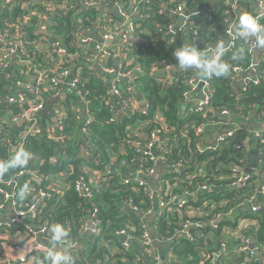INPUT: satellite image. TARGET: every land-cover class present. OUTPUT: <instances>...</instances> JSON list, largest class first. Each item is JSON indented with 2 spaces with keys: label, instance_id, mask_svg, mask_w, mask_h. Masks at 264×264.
I'll return each instance as SVG.
<instances>
[{
  "label": "trees",
  "instance_id": "1",
  "mask_svg": "<svg viewBox=\"0 0 264 264\" xmlns=\"http://www.w3.org/2000/svg\"><path fill=\"white\" fill-rule=\"evenodd\" d=\"M101 1L106 8L115 10L118 3L119 8L127 14L131 15L138 11L142 16V20L135 25V31L140 38L144 39L145 44L138 46L128 54L127 57L131 55L133 64L124 63L123 70H131L134 74V88L148 104L146 113L136 110L131 116L117 117L116 111L110 104L112 101L110 83L90 66L81 64L78 66V73L82 79L79 86L90 99L89 110L93 113L92 122L86 124L83 121L82 129H79L80 120L77 119V114H79L83 103L79 95L70 94L68 98L73 102L64 103L66 116L62 133L66 140L64 143H60L48 138L47 126L52 123V117L50 113H42V122L46 128L43 133L28 136L26 139L23 149L31 154V159L25 168L39 170L44 176L57 173L59 168L65 170L66 176L60 178L54 176L47 182L34 181L33 183L37 187H46L48 183L55 184L56 189L62 187V193L52 189L53 196L46 207L42 208L37 221L40 223L50 222L52 225L63 224L68 230L69 240L84 246L83 253L74 257V264H135V258L141 257V254L136 247L135 253L115 252L119 246L113 232L117 228H132L134 238L138 241L142 231V214L155 207V201L148 196L147 186L120 189L117 181L121 179V174L116 169L113 170L112 167L122 161H127L126 165L156 167V161L151 156L141 157L135 147H121V142L126 137L136 135L139 138L136 139L146 143L152 139L153 134L159 133L163 143L166 144V152L161 153L166 157L165 167L167 168L169 165L172 169L178 164L186 166L185 171L176 172L173 170V175L167 174L165 177L164 187L160 190V195L165 201L174 195L181 196L186 192L194 191L202 184H210L221 187V191L211 192L217 200L221 198L220 194H224L229 202L227 205L216 207L215 211L211 213L207 206L188 200L187 206H196L207 213L202 218L190 216L188 211L184 213L185 215L174 210H169L166 213L165 208L162 216H155L151 221L152 228L158 238L172 237L176 228H179L186 220L185 217H191L193 221L204 220L207 222L209 218L225 209L236 208L238 202L257 193L259 179L255 172L264 170V144L256 141L254 132L242 124L235 128L234 135L220 149L216 151L206 149L199 153L196 149L200 137L196 132L200 127H204L205 131L210 133L225 123L230 124V121L218 118L220 123L215 125L214 117L224 110L229 113L235 124H239L242 118L246 117H248L246 122H249L251 117L264 121V60L259 61L261 78L259 84L250 82L244 89V84L232 81L231 77L236 74L233 69L236 65L245 68L252 60L256 59L255 53L249 52L251 43L233 38L234 45L226 44L230 27L226 19L235 18L236 14L239 17L242 12L253 14L252 0H230L237 1L242 8V11L236 12L230 9L226 0ZM68 2L70 3L69 7H56L58 4ZM47 3L54 7L53 11H45ZM22 4V0L8 4V7L0 15V32L8 28L13 34L27 36L34 31V28L36 30L38 27L39 17L46 15L48 19L46 28L52 33L49 40L61 42L72 52L79 50L76 42L79 40L81 30L77 25V18H82L81 27L83 28L96 27L98 21H101V26L110 25L113 27L114 24L122 20L118 12L105 14L96 9L79 11V0H42L32 7H22ZM180 7L187 12V21L184 28L167 39L166 35L171 31L170 26L177 21ZM33 11L37 13L36 17H33ZM27 16L30 17V22L27 21L25 24L23 18ZM101 17L105 20H100ZM262 21L264 22V17ZM40 38L41 34H38L30 40L38 42ZM218 41L225 43L226 51L221 59L230 65V73L227 77L213 76L211 78L212 103L206 112H198L191 106L184 105V92L188 89V81L195 75L196 70L178 71L176 79L172 82H165V77L159 76L160 73L157 71L162 72L166 65L176 63L173 53L176 48L182 45H193L202 54L210 55ZM85 47L90 51L93 50L90 46ZM42 50L43 48L31 47L30 54L34 58L35 64L45 66L46 63L42 62L43 57L39 55ZM136 66L140 69H136ZM19 80L29 81L36 85V73L27 74L26 67L20 62L0 67V122L21 113L22 109L28 106L27 103L20 106L17 102L9 103L7 100L19 93L17 86ZM118 85L123 95L138 102L136 94L129 89L125 81L119 80ZM41 89L43 87H40ZM54 90V87H50L43 93V96L53 95L52 91ZM24 92L28 99H35L42 93L29 90ZM20 129L14 125L0 129V159L3 162L10 159L15 153L6 143L7 138L11 137V141H14ZM240 138H248L249 148L237 146V140ZM88 142L93 148L92 152L87 147ZM80 147L85 148L88 154L78 155ZM93 153L97 154L98 164L93 163ZM54 160L55 162H53ZM88 161L91 167L112 168L113 171L110 174L92 178L89 173L82 171L83 165ZM199 161L203 164L198 165ZM242 163L255 168V172L252 174L255 181L242 187H232L229 190L223 188L231 180L232 171L228 165ZM23 169L9 170L2 180L14 178ZM82 174L85 175L91 193L87 194L74 188L76 179ZM24 185H28L27 175L20 177V184L16 187L14 194L21 208L27 206L32 196L28 191L26 197L23 200L20 199L18 193ZM3 200V195L0 193V203ZM132 206H136L137 211L132 210ZM93 207L98 209L101 230L95 235H84L80 218L83 214H88ZM237 212H239V216L251 219L249 231L264 242V203L259 205V210L255 213H249L246 210ZM14 228L16 227H11L10 230ZM22 230L26 234V240H29L32 236L31 233L25 227H22ZM208 232H210V228L204 225L200 230L197 243L175 237L173 243L181 241L171 248L175 260L170 264H179L177 259L181 258L182 260L185 257L187 260L180 264H193L201 256L199 255L200 249L204 250L206 245L209 251L217 248L216 241L215 247L211 241H207L204 245V238ZM46 238L50 239V233ZM33 256L35 261L37 258L41 260L44 258V254L38 252L33 253ZM201 260L203 264H210L206 258L204 260L201 258ZM252 264H260V261H255Z\"/></svg>",
  "mask_w": 264,
  "mask_h": 264
},
{
  "label": "built area",
  "instance_id": "2",
  "mask_svg": "<svg viewBox=\"0 0 264 264\" xmlns=\"http://www.w3.org/2000/svg\"><path fill=\"white\" fill-rule=\"evenodd\" d=\"M14 1L17 0H0V15L8 7V4H12ZM80 1L85 6L84 9H96L103 12L102 8H106L101 0ZM226 1L228 2L232 11H242V8L240 7L237 1ZM40 2H42V0H22V3L24 5L30 7L35 6ZM48 4L49 3L46 4L45 11H53L54 7ZM117 5L118 6L115 11L118 12L123 19H128V17L131 18L134 14L139 13L138 11H136L133 14L129 15L119 8L120 5L118 3ZM69 6V2L66 4L56 5V7L61 8H66ZM259 10L260 12L258 13L257 17L260 20V23L264 24V22L262 21V18L264 17V0H259ZM177 15H186L187 21L188 14L183 10L182 7L179 8ZM237 19V14L235 15V18L226 19L230 25L228 29L229 41L227 39L226 44H229L230 46L234 45L233 38H237L234 36V32L232 30V25L237 21ZM47 20L48 19L46 15H42L39 17L38 26L41 31L49 32L46 28ZM100 20L103 21L105 19L101 17ZM82 22V18H77V25L82 32H80L78 38L79 40L78 42H76L79 50L74 52L69 51L59 41L49 40V38L52 37V33L50 36L41 34V38L38 40V42H33V40H30L28 43L20 44L18 38H21V36L13 34L10 29L6 28L4 31L0 32V67L13 65L15 63L20 62L21 64H23L24 67H26L27 74L36 73V85H33L29 81L26 82L19 80L17 82L19 93L15 97L12 96L7 99L9 103L17 102L20 106H23L27 103L28 105L26 108L22 109L21 113L14 115L8 120L0 122V129H4L6 128V126L11 127L13 125L17 126L18 124L23 125L22 132L19 133L18 137L14 141H11V137L7 138L6 140V143L9 145V148L11 147L12 151L16 152L17 149H23L28 136H36L40 133H43L46 127L44 128L41 114L44 113L43 110L47 106L48 97L58 99V97L63 93H76L77 95H79L83 106L86 107L87 111V117L85 119H82L80 114H77V119L81 118L82 122L85 121L86 124L92 122L93 113L89 110L90 99L87 98L86 92L79 86L82 79L78 73V66L84 64L83 66L88 65L91 68V65H93L94 62H96V60H98L100 57H112L114 53L112 44L125 45L128 41L129 34H131V30L136 34L135 25L138 22H134L132 24V28L129 29V27H125V25H123L121 21L114 24L113 27L110 25L101 26V21H98L96 27L93 28H97L99 30V32L102 34V38L104 39V41H106V43L108 42V44L96 42L86 36L83 37L82 33L84 34V32H87L86 30H92L93 28L81 27ZM25 24H27V21H25ZM173 25L170 26V29L174 32L175 23ZM184 25L182 26V28H184ZM170 37H172V32L170 34ZM85 46H90L93 50L90 51ZM31 47H35L36 49L43 48V50L39 52V55L43 57L42 62L46 63L45 66L43 64H35L34 58L30 54ZM249 52L255 53L256 60H252L245 68H241L240 66L236 65L233 68L236 71V74L231 77L234 83L244 84V89L247 88V84H249L250 82H253L255 84L260 83L261 78L259 75V61L264 60V50L255 49L253 45H251V47L249 48ZM168 67H170V65L165 66V68ZM136 69L139 70L140 67L136 66ZM111 74L115 77L113 80L112 78L110 80V90L113 94L112 96L121 98L125 106L128 108L127 111L129 112V115H133L136 111L138 103L133 101L130 97L123 95L119 88L118 81L122 80L121 78L123 77L132 76L134 74L131 72V70L124 71L123 69H121L120 72H117L113 66L107 65L103 67V71L99 75L104 78L110 76ZM212 77L201 78L194 75L188 81L189 87L184 92V100L186 98H189L195 91L200 88L202 94L201 99L199 100L198 104L192 107L198 112H206L212 103L213 89L211 88L210 84V80ZM40 87H43V89L40 90ZM50 87L55 88V90L52 91L53 95H49L46 97L43 96V93H45L47 89H50ZM25 90L34 91L35 93H40L41 91L42 93L35 99H28L24 92ZM59 101L60 100H56L55 102ZM50 114L52 117V123L48 124L49 126H47V136L48 138L54 139L57 142L64 143L66 138L63 135L62 131L64 129V118L66 116V108L64 107V105L56 103L54 104L53 112L51 110ZM226 116L228 117V119H230L229 113L226 110L216 115L214 117L215 125L220 123L218 121V118L224 120V117ZM228 119L227 121H229ZM227 125L229 124L225 123L221 126L222 128H224L223 133L217 135L214 139L213 144L207 147L203 145L204 137L207 132L205 131L204 127H200L196 132V134L200 137L197 143V152L202 153L206 149L216 151L220 149L225 143H227L228 139L234 135L235 128H237L235 127L234 129H227ZM158 137L160 138L159 140ZM254 137L256 141L264 144L263 130L255 131ZM136 138H138L136 135L126 137L121 142V147L130 146L135 147V149L137 148L136 151L141 154V157L151 156V158L156 161V167H140L138 165H135V175L133 173L124 178L118 179L117 185L120 189L136 188L137 186H147L148 196L154 199L155 207L142 214L144 219H141L142 231L139 235L138 241L134 238V234L131 231L132 228H117L113 232L114 238L117 240L119 246L115 250V252L123 254L126 252L135 253V247L138 244L140 245L141 249L144 251L146 257L149 260H152L155 264H167L166 261L161 262L160 256L154 251L153 240L155 238L152 235L154 230L149 221L150 218L154 215L162 216L165 208L166 213L169 210L177 211L180 214L187 213L188 211L191 216L193 214H191L190 211L198 210V208L192 205L187 206L188 200L196 201L198 204L207 206L208 209L209 207L216 208L218 206L227 205L229 202L224 196V194H220L221 198L217 200L211 192L215 191V188H219L221 191V187L213 186L210 184H202L198 186V188L194 191L186 192L181 196L174 195L170 197L169 200L165 201V199H163L160 195V190H162V188L164 187V180H161V185L159 187L154 185L155 190L151 187L149 183L150 179L156 174L158 164L164 165L166 161V157L162 155L164 154V152H166V144L163 143V139L159 133L153 134L152 139L146 143H142L138 140L139 138ZM237 146L247 147L248 138L238 139ZM154 149H157L156 152H154ZM87 154L88 151L85 148H79L78 155L85 156ZM156 155L158 157H156ZM0 162H3L2 159H0ZM53 162H55V160ZM126 162L127 161H122L121 163L114 165L112 167L114 168L113 170H118V168H120L121 166L123 168H126ZM93 163H99L97 154L96 157H94L93 159ZM202 164L203 162H198V165ZM174 167L178 169V172L185 171L186 169V166L182 164H178ZM228 167L231 169L232 175L230 177V182L223 186V188H225L226 190H229L232 187H242L250 182L255 181L252 175L255 171V168L250 167L244 163L239 165L232 164L228 165ZM112 168L97 169L95 167L89 166L88 161L87 163H85V165H83L82 171L85 173H89L90 176L93 178L96 176H102L103 174H110L113 171ZM23 175L28 176L29 193L32 195L31 200L27 203V206L25 208L19 207L18 201L14 196L15 189L20 184V177H22ZM66 175L67 174L65 170H60V168L57 169V173H51L47 176L41 174L39 170L24 168L16 176H14V178L10 180L4 181L2 180V178H0V193L3 195L4 199L3 202L0 203V208H4V206L11 204V206L15 208L16 212V217L13 219L12 223H8V229L7 224L5 223L3 227H0V231L4 230L5 232H8L10 231L9 228L11 227H19L20 223L23 224V227L27 228L26 226H24L23 218H25L29 213H31L34 216L33 220L36 221V223L38 224V228L34 232L27 228L28 231L31 233V235L34 236V238L35 236L46 237L47 234L50 233L49 229L52 224L50 222L40 223L37 221V218L42 208L46 207L48 201L53 196L52 189L54 188V191H59L62 193V187L60 186L61 188L56 189L55 184L52 183H48L46 187H37L33 182H47L48 180H51V178L54 176L60 178ZM5 187H11V189L7 190ZM74 188L76 190H81L82 192H85L87 194L91 193L89 191L85 175L83 174L76 179ZM257 193L264 194V178H262L261 184L258 186ZM256 194L241 200V202H238L237 207H242L249 213L257 212L259 210V205L254 204ZM137 209L138 208L136 206H132V210L137 211ZM205 214L207 213H204V215ZM185 218L186 220L181 224V226L179 228H176L175 234L172 237H166L164 239L165 241H173V239H175L176 237L178 239L180 238L181 240L197 243L200 230L202 229V227H204V225H206L210 228L209 233L219 234L218 239L220 241V246H217V248H214L209 251L206 245L205 249L202 251L203 258L205 257L206 259H208L210 264H252L253 262L258 260L260 261V264H264V242L260 241L257 236H255L252 232L249 231L251 226V219L245 218L244 216L236 215L234 207H230L217 213L213 217L209 218L207 222H205L204 220L193 221L191 217ZM80 222L82 224V233H84V235H86L87 232H89V234L94 235L98 234L101 230V225L100 220L98 219L97 207L91 208V211L88 214H83L80 218ZM210 240V235L209 237L205 235L203 242L204 245L207 243V241ZM234 242L235 245L232 246L231 244ZM252 243L254 244L252 245ZM78 244L79 243L76 241L71 242L67 237L66 244L63 245V247H69L70 245L69 250H72L75 249ZM49 247L50 245H38L35 250H28V254L30 253L29 256H21L19 258V263H26L29 257L34 258V256L32 255L35 252L42 253L45 255Z\"/></svg>",
  "mask_w": 264,
  "mask_h": 264
},
{
  "label": "crops",
  "instance_id": "3",
  "mask_svg": "<svg viewBox=\"0 0 264 264\" xmlns=\"http://www.w3.org/2000/svg\"><path fill=\"white\" fill-rule=\"evenodd\" d=\"M252 2H253V6H254L253 15L257 16L258 13L260 12V10H259V0H252ZM79 6H80L79 11H83L85 6L83 5V3L80 0H79ZM22 7H26V5L22 4ZM107 9H110V8H107ZM112 10H114V9H112ZM115 10H114V12L117 13ZM103 13L106 14V13H111V12H104L103 11ZM32 15H33V17H36L37 13L35 11H33ZM23 20L30 22V17H28V16L24 17ZM141 20H142V17L140 16V20H136L134 22L137 23V22H139ZM121 23L123 25H125V27L128 28V25L125 23L123 18L121 20ZM32 24H33V20H32ZM175 27L176 28H174V32L171 30L172 35L174 33H176L179 29L182 28V27H177V21L175 23ZM40 31L41 30H40L39 26L36 28V30L34 28V31L32 33H30L29 35L21 36V38H18L19 39V43L20 44L28 43L30 41V39L34 35L41 34V33H39ZM86 31H87L86 33H88V35L86 33H84V34L82 33L83 37L86 36V37H89V38L93 39L96 42L108 44V42L106 43V41H104V39L102 38V34L99 32V30L97 28H93L92 30L88 29ZM171 32H169V34L166 35L167 39L170 37ZM134 35L143 44H139L138 42H136L135 39H133L131 37V34H129L128 41L126 42L125 45H123V44L122 45H113L112 43H109V44H112V47L114 49L113 56L112 57H109V56L108 57H100L98 60H96V62H94L93 65H91V69L95 70L98 74H100L103 71V67L104 66L110 65V66H113L116 69L117 72L118 71L120 72L121 69H124L123 68L124 67V63L133 64V60L130 57L131 55L129 57H127L128 54L133 49H137L138 46L145 44V41H143L144 39L140 38L135 33H134ZM126 57H127V59H126ZM175 64L170 65V67H168V68H163L162 72L161 71H159V72L157 71V73H160L159 76L165 77V80H164L165 82L166 81L172 82L173 80L176 79V73L178 71H181V70L183 72L185 71L183 69L177 70ZM195 75L197 77H200V75H199V73L197 71L195 72ZM110 76H111L112 80L115 78L114 75H112V74ZM104 78L108 81V83H110L111 78H109V79L107 77H104ZM133 78H134V75L121 78L123 81H125L128 84V87L131 89L132 92H134L132 90L134 88ZM66 92H68V91H66ZM68 93H66V96H64V98H63V94H61L58 97V99H56V100H60L59 102H54V103H48L47 102L46 108L49 107V110L46 111V108H45L43 110L44 114L51 113V110L53 112V107H54V104H56V103H58L60 105H64V103L67 104L69 102H73L72 99L69 100L68 96L70 94H68ZM201 96H202V94H201V91H200V88H199L189 98L185 99L184 105H186V106L188 105V106L193 107L194 105L198 104L199 100L201 99ZM136 98L138 99V102H137L138 104H137L136 110L146 113V108L148 107V104H147L145 98L141 97V94H140V98L137 97V94H136ZM111 104H112V107L114 108V110L116 111V114H117L116 116L117 117L124 118L125 115L131 116V115H129V112L127 111L128 108L125 106V104L121 100V98L116 97V96H112ZM79 114L81 115L82 119H85L87 117L86 107L82 106V108H80ZM247 118L248 117L242 118V120L239 122V124H235V122L230 118V119H228L230 121V124L227 125L226 128L227 129H234L235 127H239L242 124H245L249 128V130L252 131V132H255L257 130H263L264 121H260L258 119H255L254 117H251L249 119V122H246L245 120ZM78 120H80L79 129H82V120H81V118L78 119ZM225 121H227V120H225ZM16 127H20L21 128L19 133L23 130V125L22 124H18ZM223 130H224V128H222L220 126V127L216 128V129H214L212 132H210V134L207 133L205 135V137H204L203 145L205 147L212 145L213 142H214L215 137L217 135L223 133ZM19 133L17 134L16 138L18 137ZM87 147L90 149L91 152L93 151L92 150L93 148L91 147L89 142L87 143ZM247 147L249 148V146H247ZM156 150L157 149H154V152H156ZM93 157H96L95 153H93ZM119 163H121V162H118L115 165H117ZM165 166L166 165L158 164L155 176H153L150 179V183L149 184L151 185V187L154 190H155L154 183L156 184V186L159 187L161 185V180H165V177L167 176V174L173 175V170L178 172L177 171L178 169L176 167L171 169V167L169 165L167 166V168ZM134 169H136V166L134 164L133 165H128L127 164L126 168H123L121 166L120 168H118L117 171L120 172L121 178H124V177H126V176H128L130 174H133L135 172ZM263 173H264V170H258V171L255 172V174L258 175L259 185L261 184V180L263 178L262 177ZM134 175H135V173H134ZM5 188L7 190L11 189V187H5ZM263 203H264V194L257 193L256 197H255L254 204L262 205ZM215 209L216 208L209 207L208 211L212 213V212L215 211ZM201 210L202 209L192 210L190 212L195 217H201L202 218L204 216L205 212H202ZM238 210L244 211L245 209L242 208V207H236L235 208V214L236 215H238V213H239V212H237ZM15 217H16L15 208L13 206H11V204H8L7 206H4V208H0V227H3L5 225V223H6L7 224V229H8V223H12V221H13V219ZM33 218H34V216L31 213H29L25 218H23V222H24V226H26L27 228H29L30 230H32L34 232V231L37 230L38 224L36 223V221L33 220ZM153 218H155V215L150 218V220H149L150 223H152L151 221L153 220ZM22 227H23V224L20 223L19 227H16V228H14L12 230H10V228H9L10 231H8V232H5L4 230L0 231V264H34L35 260H34L33 257H29V259H28V261L26 263H19L20 262L19 258L21 256H24V255H26L28 257L29 254H30V253L28 254V250H31V251L35 250L38 245H43V246H49L50 245L49 240L46 237L35 236V238H34V236L32 235V237L29 240H26V234L23 232ZM87 233L89 234V232H87ZM152 235L155 238L153 240V242H154L153 248H154V251L160 256V261L161 262L166 261L167 264H170L172 262L174 263L175 257L171 253V248H172V246L174 244H176L179 241L173 243L175 241V239H173V241H170V242L165 241L164 240L165 238L164 239H160V238L158 239L157 236H156L155 231H153ZM209 235L211 237V240H210L211 243L214 244L213 247H215V241H216V246H220V241L218 239L219 234H214V233L211 234V233L208 232L207 236L209 237ZM229 239H230V236H229ZM231 245L232 246L235 245V242L232 243ZM136 249L141 254V257H136L135 258V264H155L152 260H149L146 257V255H145L144 251L141 249L140 245L137 244L136 245ZM202 250H203V248L200 249L199 255H201L200 257L204 260L205 257L203 258ZM69 251H70V253H71V255H72L73 259H74L75 256H78L80 253H83L84 246L78 244V246L75 249H72V250H69ZM201 258L197 259L193 264H203V261L201 260ZM184 260H187V258L185 257L182 260H181V258L177 259L179 264L184 262Z\"/></svg>",
  "mask_w": 264,
  "mask_h": 264
},
{
  "label": "clouds",
  "instance_id": "4",
  "mask_svg": "<svg viewBox=\"0 0 264 264\" xmlns=\"http://www.w3.org/2000/svg\"><path fill=\"white\" fill-rule=\"evenodd\" d=\"M234 36L245 43H251L255 49L264 50V24L256 15L250 12H242L237 21L232 25ZM226 51L224 41H218L210 55H204L193 45H182L174 50L177 70H196L201 78L215 76L227 77L230 73V65L221 58ZM31 154L24 149L17 151L7 161L0 162V178H3L11 169H23L28 165ZM29 191L28 185L19 190L20 199H24ZM50 247L41 260L37 258L35 264H74L69 247L66 244L68 230L63 224L56 223L50 229Z\"/></svg>",
  "mask_w": 264,
  "mask_h": 264
},
{
  "label": "water",
  "instance_id": "5",
  "mask_svg": "<svg viewBox=\"0 0 264 264\" xmlns=\"http://www.w3.org/2000/svg\"><path fill=\"white\" fill-rule=\"evenodd\" d=\"M98 9V8H97ZM102 10L104 11V12H111V13H114V10H112V9H107V8H102ZM136 20H140V15H139V13H136V14H134L131 18H128V19H124V21H125V23L128 25V27H129V29H131L132 28V24L134 23V21H136ZM185 21H186V15H180V16H178V18H177V27H182L183 25H184V23H185ZM176 28V27H175ZM39 33H41V34H44V35H47V36H50L51 35V33H49V32H47V31H40ZM84 33H86V32H84ZM87 35H88V33H86ZM131 37L133 38V39H135V41L136 42H138L139 44H143V43H141V41L137 38V37H135V35H134V32L131 30ZM228 41H229V39H228ZM227 43V42H226ZM107 78L109 79V78H111L110 76H107ZM130 79V78H129ZM133 91H134V93H136L137 94V97H139L140 98V94L139 93H137V91H136V89L135 88H133L132 89ZM64 96H66V93H63V98H64ZM48 103H53V102H55V98H53V97H48ZM49 110V107H47L46 108V111H48ZM224 119L225 120H227L228 119V117L226 116V117H224ZM160 138L158 137V140H159ZM91 145V144H90ZM92 149V148H91ZM93 150V149H92ZM156 157H158L157 155H156ZM161 166V165H160ZM262 177L264 178V173L262 174ZM154 185L156 186V184L154 183ZM215 190H220L219 188H215ZM11 193V192H10ZM254 243H252V245H253Z\"/></svg>",
  "mask_w": 264,
  "mask_h": 264
}]
</instances>
